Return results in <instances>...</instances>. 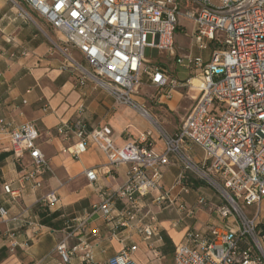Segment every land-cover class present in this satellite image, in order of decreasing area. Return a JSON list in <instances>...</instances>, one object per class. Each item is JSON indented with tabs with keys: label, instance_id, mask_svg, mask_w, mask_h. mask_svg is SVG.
Returning a JSON list of instances; mask_svg holds the SVG:
<instances>
[{
	"label": "built area",
	"instance_id": "obj_1",
	"mask_svg": "<svg viewBox=\"0 0 264 264\" xmlns=\"http://www.w3.org/2000/svg\"><path fill=\"white\" fill-rule=\"evenodd\" d=\"M24 1L62 36L65 46L52 41L53 47L64 55L62 69L78 71L77 84L95 83L117 105L133 108L144 119H152L155 126L148 108L135 98L144 79L158 90L159 98L170 99L178 88L196 93L177 129L160 128L157 139L152 138L151 129L138 139H132L126 129L122 133L125 142L119 145L110 125L90 126L83 118L57 128L65 138L77 139L74 149L69 148L73 156L92 143L110 164L129 165L127 180L116 189H102L100 202L90 215L100 213L112 221L118 202H122L124 209L115 228H130L149 243L155 237L162 239L157 214L145 200L156 193L158 204L173 201L164 172L175 159L182 166L175 179L182 192L188 193L191 183L201 179L222 198V203L211 209L209 231L189 228L184 241L176 244L175 264H264V223L260 220L264 201V0ZM21 12L32 18L25 9ZM184 21L192 24V48L208 50L210 59L192 51L178 53L176 33L186 28ZM147 47L165 52L189 78L178 81L168 68L152 63L145 57ZM69 48L80 52L86 64L73 57ZM79 108L83 111L85 105ZM4 131L15 159L30 158L20 180L30 182L32 189L41 187V177L51 168L39 146L36 124L12 127L0 121V142ZM193 145L201 149L202 158L193 157ZM85 174L90 182L98 178L96 169H87ZM5 190L17 194L10 184ZM57 201L56 191L41 198L45 205ZM206 203L200 196L195 206L183 203L179 210L192 216ZM243 205H255L256 209L249 214ZM8 216L9 209L0 204V218ZM88 217L66 222L65 237L56 246L64 263L78 257L85 264H96L88 243L69 244L85 228ZM11 220L19 219L13 216ZM17 244L13 242L12 249ZM137 249L134 244L125 246L108 264H140L134 258Z\"/></svg>",
	"mask_w": 264,
	"mask_h": 264
},
{
	"label": "crops",
	"instance_id": "obj_2",
	"mask_svg": "<svg viewBox=\"0 0 264 264\" xmlns=\"http://www.w3.org/2000/svg\"><path fill=\"white\" fill-rule=\"evenodd\" d=\"M190 31L184 33V43L177 45L179 54L190 51L210 59L208 50L192 48V24L184 21ZM36 20L31 21L10 0H0V121L18 126L33 122L40 132L39 146L50 163L51 170L41 177L42 186L32 189L30 182H22L20 176L24 166L30 162L25 155L22 162L15 159L7 132L0 142V204L9 209V216L0 218V264H85L78 257L64 263L56 251L57 244L65 237L68 220L89 216L83 230L69 241L71 246L82 241L88 243L96 264H108V260L127 245H137L134 258L140 264H175L173 251L176 244L184 241L189 228L208 232L213 216L211 209L222 203L218 191L209 184L194 181L188 193L175 185L181 165L175 159L165 168L164 183L171 190L172 202L158 204L155 194L146 198L147 207L157 214L162 239L155 237L147 242L130 228H115L124 209L118 202L112 221L100 213L90 215L100 202L102 189H116L128 177L129 165H112L107 156L94 144L78 156L72 150L77 139L65 138L57 128L77 118H83L90 126L110 125L119 145L124 144L123 131L132 135L144 131L139 128L137 111L131 107L117 105L113 97L95 83L77 84L71 69H62L64 55L53 47L51 38L44 36ZM191 42L189 48L188 43ZM187 50V52H185ZM172 61L168 57L167 60ZM163 65V64H162ZM178 81H186L189 73L174 65L166 66ZM196 93L186 88L172 92L170 99L159 98L169 110L181 108L188 98ZM194 101V100H193ZM195 102V101H194ZM188 108V111L194 104ZM84 104L85 109L80 110ZM142 125V124H141ZM134 138L133 136L131 137ZM159 146L162 142L158 140ZM195 159L203 157L199 147H191ZM87 169L97 170V180L90 182ZM10 184L17 194L5 190ZM56 191L59 201L45 205L41 198ZM207 199L205 205L196 208L192 216L181 214L180 204L195 206L197 199ZM260 220L264 223V201L261 202ZM17 216L18 221L11 220ZM168 237L165 241L163 235ZM18 242L14 249L12 243ZM150 244V245H149ZM40 262V263H39Z\"/></svg>",
	"mask_w": 264,
	"mask_h": 264
},
{
	"label": "rangeland",
	"instance_id": "obj_3",
	"mask_svg": "<svg viewBox=\"0 0 264 264\" xmlns=\"http://www.w3.org/2000/svg\"><path fill=\"white\" fill-rule=\"evenodd\" d=\"M10 1H12V3H14L15 5H17L21 11L25 9L27 12H29L32 18L28 16L26 17L31 21L36 20L38 22V25L39 27H41L40 29L44 34V36L51 38L52 41L57 42L61 46H65L64 42L61 39L62 36L58 32H56L43 18H41L36 12H34L24 0H10ZM188 31L190 30L184 28V33H187ZM184 33L180 30L177 31L176 33L177 45H182L184 43V39H183ZM148 40L152 41V37L150 35L148 36ZM190 45L191 42L188 43L187 48H189ZM58 51L59 53L61 52L60 50ZM69 52L73 55V57H75L81 63H83L84 65L86 64L83 56L76 49L69 48ZM185 52H187V50H185ZM145 57L155 64H163V65L165 64L166 66L171 65L172 68L174 67V65H176L173 62V60L162 63L163 61L168 59V56L165 52H160L156 48L147 47L145 49ZM71 70L75 73L76 77H78L79 74L78 71L73 68ZM159 96L160 93L158 92V90L154 86L150 85L147 79H144L138 92L135 94V98L138 101L145 104V106L148 108L149 112L151 113L153 119L157 122V125L155 126L153 123L154 121L152 119H148V120L144 119L137 112L138 113L136 118L137 124L139 128H141V130L144 132L151 129L153 131L152 138L154 137V139H157L159 137L158 130H160V128L165 129L169 132H174L177 129V127L180 125L184 116L187 114L188 108L194 102L192 98H188L187 101L184 102L185 106L183 105L178 110L171 111L164 103L159 102ZM113 100L115 102L114 98ZM140 134H138L139 136L136 135L135 136L132 135V136L134 137V139H138L140 137ZM196 182L208 184L206 181L201 179H196ZM243 208L247 213L252 214L255 211L256 206L243 205ZM262 212H263V208L261 209V213ZM173 258H174V251H173Z\"/></svg>",
	"mask_w": 264,
	"mask_h": 264
},
{
	"label": "trees",
	"instance_id": "obj_4",
	"mask_svg": "<svg viewBox=\"0 0 264 264\" xmlns=\"http://www.w3.org/2000/svg\"><path fill=\"white\" fill-rule=\"evenodd\" d=\"M163 238L165 239V241H168V237L165 234L163 235Z\"/></svg>",
	"mask_w": 264,
	"mask_h": 264
}]
</instances>
